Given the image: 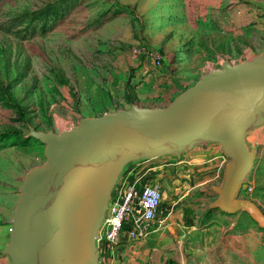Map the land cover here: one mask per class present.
Instances as JSON below:
<instances>
[{
    "label": "rangeland",
    "instance_id": "374dc122",
    "mask_svg": "<svg viewBox=\"0 0 264 264\" xmlns=\"http://www.w3.org/2000/svg\"><path fill=\"white\" fill-rule=\"evenodd\" d=\"M24 12L27 21L4 30ZM135 46L159 53L161 66L133 57ZM263 51L264 0H0V264H10L2 249L19 187L45 161L30 127L58 133L132 104L166 107L222 61ZM245 143L255 157L237 197L264 212V123ZM194 153L212 160L190 161ZM147 159L167 162L141 177L162 192L159 218L144 238L125 229L116 245L99 242L100 264H219L221 256L264 264V229L244 211L209 208L228 161L218 143Z\"/></svg>",
    "mask_w": 264,
    "mask_h": 264
},
{
    "label": "water",
    "instance_id": "95a60500",
    "mask_svg": "<svg viewBox=\"0 0 264 264\" xmlns=\"http://www.w3.org/2000/svg\"><path fill=\"white\" fill-rule=\"evenodd\" d=\"M264 123V51L209 70L166 107L116 109L58 133L30 127L45 161L19 187L2 253L10 264H100L97 239L107 204L131 162L218 143L228 158L209 208L244 211L264 229V212L237 194L255 155L245 134Z\"/></svg>",
    "mask_w": 264,
    "mask_h": 264
},
{
    "label": "built area",
    "instance_id": "2783aa9c",
    "mask_svg": "<svg viewBox=\"0 0 264 264\" xmlns=\"http://www.w3.org/2000/svg\"><path fill=\"white\" fill-rule=\"evenodd\" d=\"M131 55L149 60L155 68L160 67L163 60L159 53L143 47H132ZM141 177L118 180L107 204L97 247L99 242L103 246L116 245L125 229L129 238H144L150 232V224L159 218L162 192L157 183L141 182Z\"/></svg>",
    "mask_w": 264,
    "mask_h": 264
},
{
    "label": "crops",
    "instance_id": "0c3cea01",
    "mask_svg": "<svg viewBox=\"0 0 264 264\" xmlns=\"http://www.w3.org/2000/svg\"><path fill=\"white\" fill-rule=\"evenodd\" d=\"M212 156V153H200V154H197V153H194L193 155L190 156L189 159H191L190 161L192 160H203L204 162L206 161H209V160H212L210 157ZM166 159L163 160L162 162H159L157 164H154V163H150L147 159L146 160H140V161H134V162H131L130 164H128L121 176H120V179L124 177V179H132V178H135L137 176H142L144 175L145 173H147V171L149 169H152V168H161L166 164ZM119 179V180H120ZM152 244L153 247L155 248H158L159 247V242L155 239H153L151 242H150V245ZM205 260H208V258H205ZM0 261H3L4 262V259H0ZM218 262L219 264H237L236 260L231 258V257H228V256H221L218 258ZM245 264H249V259L248 257L246 256L245 257Z\"/></svg>",
    "mask_w": 264,
    "mask_h": 264
},
{
    "label": "trees",
    "instance_id": "16d2710c",
    "mask_svg": "<svg viewBox=\"0 0 264 264\" xmlns=\"http://www.w3.org/2000/svg\"><path fill=\"white\" fill-rule=\"evenodd\" d=\"M27 16H28V13L24 12V13H21L15 17L11 18V20L4 27V30L7 32L14 31V30H12V28L22 25L25 21H27ZM32 16H33V18H37V21L40 20L41 18H43V15L40 12L33 13ZM31 30H32L31 32L34 33L36 30V27H33ZM29 138H32V137H29Z\"/></svg>",
    "mask_w": 264,
    "mask_h": 264
}]
</instances>
